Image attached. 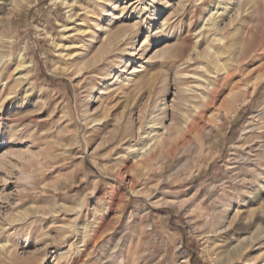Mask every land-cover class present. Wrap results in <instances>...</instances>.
I'll return each instance as SVG.
<instances>
[{"label":"rangeland","instance_id":"obj_1","mask_svg":"<svg viewBox=\"0 0 264 264\" xmlns=\"http://www.w3.org/2000/svg\"><path fill=\"white\" fill-rule=\"evenodd\" d=\"M201 1L0 0V264H264V0Z\"/></svg>","mask_w":264,"mask_h":264},{"label":"bare ground","instance_id":"obj_2","mask_svg":"<svg viewBox=\"0 0 264 264\" xmlns=\"http://www.w3.org/2000/svg\"><path fill=\"white\" fill-rule=\"evenodd\" d=\"M202 1H205V5H207V6H209L212 2L211 1H209V0H202ZM201 1V2H202ZM225 2H227L228 4H230V2H231V0H225ZM146 9V8H145ZM224 10V9H223ZM214 20V19H213ZM209 27L208 28H206V33H205V35H204V39L206 40V44H207V46H208V52L209 53H211V52H213L214 51V44H216L217 42H219L220 41V37H221V25L219 24V22L217 21V20H214V21H212L211 22V24L210 25H208ZM63 29H66L65 27L63 28ZM167 30V29H166ZM149 31H151V28H150V25L149 26H146V28H145V32H144V34H143V36H142V38H140L141 37V35L142 34H140L139 35V38H138V40L136 41L138 44H137V47L138 46H141L142 44H144V42H145V37H146V35H147V33L149 32ZM150 43H152V47H153V49L156 47V45H158L159 43H161V40L160 39H152L151 41H150ZM135 46V45H134ZM264 47V43H263V41L261 42V43H259L258 45H257V48H256V50H254V53L256 52V53H258L259 51H261V49ZM233 48V49H232ZM236 48L234 47V44L233 45H228V46H226L223 50H222V53H227L226 51H228V52H233L234 50H235ZM254 49V48H253ZM132 53H135V50H133V52ZM247 55V54H246ZM209 56H212L213 57V55H209ZM248 56V55H247ZM18 59L19 60H22L23 59V57H22V55H21V53L19 54V56H18ZM220 59V55L219 56H216V58L214 59V61H218ZM141 71L140 70H138L137 68H135L134 70H133V72H132V74L131 75H135V74H138V73H140ZM155 121H154V118H153V123H152V125L149 127V129H151L150 131H146V133H145V137L143 138V139H148L149 138V136H150V134H152V132H154V130H153V127L156 125L155 123H154ZM196 126H198V125H196V124H193L192 125V128L194 129V128H197ZM192 130V129H191ZM257 129H255V131H256ZM156 132V131H155ZM251 132H252V130H251ZM262 132V131H261ZM260 133V132H259ZM263 139H264V135H263ZM263 142V145H257V144H252V145H250V146H248L249 147V153H248V156L250 157V156H252L253 154L252 153H254V152H257V151H259L262 147H264V140L262 141ZM149 143V142H148ZM148 143H146L145 145H144V147L143 148H141L140 150H137V152L138 153H140L143 149H145L147 146H148ZM252 143V142H251ZM250 144V143H249ZM234 149V148H233ZM245 149V148H244ZM237 150H239V149H237ZM136 153V152H135ZM240 153V152H239ZM261 153H262V157L260 158V159H258V160H256V161H253L252 162V160L250 159V158H248L247 159V167L249 168L247 171H248V178H249V180H248V183H249V185L253 188V189H257V188H260L263 184H264V149H262V151H261ZM250 154H252V155H250ZM239 155V154H238ZM243 155H244V153H243ZM257 155V154H256ZM135 157H137V156H135ZM242 157H244V156H242ZM239 158V157H238ZM233 159V158H232ZM236 160H237V158H236ZM240 160H242V159H240ZM244 160V159H243ZM231 161V160H230ZM233 161V160H232ZM231 161V162H232ZM238 162V161H237ZM243 162H245V161H243ZM239 163V162H238ZM242 163V162H241ZM232 166V165H231ZM241 167V166H240ZM235 168H236V166H235ZM239 168V167H238ZM246 168V167H245ZM241 169V168H240ZM234 170V169H233ZM237 171V170H236ZM241 171V170H240ZM244 171V169L242 170V172ZM245 172V171H244ZM243 175H244V173H243ZM236 176V175H235ZM234 176V177H235ZM238 176V175H237ZM236 176V177H237ZM242 176V175H241ZM245 177V176H244ZM236 179V178H235ZM237 179H238V177H237ZM245 179V178H244ZM238 181V180H237ZM239 181H242V180H239ZM246 182V181H245ZM247 183V182H246ZM237 185H239V184H237ZM243 185V184H242ZM240 186V185H239ZM264 186V185H263ZM262 186V187H263ZM247 187V186H246ZM249 187V186H248ZM261 187V188H262ZM243 188V187H242ZM245 188V187H244ZM243 188V189H244ZM260 188V189H261ZM243 189H241V190H243ZM256 191H258V190H256ZM248 194H252L253 196H254V194L252 193V191L250 192V191H248L247 192ZM261 196H264V192L261 194ZM260 196V197H261ZM247 198V197H246ZM262 198V197H261ZM250 199H252V198H250ZM240 200V199H239ZM254 200V199H253ZM237 201V200H236ZM245 201V200H244ZM248 202V201H247ZM231 203V202H230ZM238 204H239V201H238ZM207 252V251H206ZM237 252V251H236ZM106 260V259H105Z\"/></svg>","mask_w":264,"mask_h":264}]
</instances>
